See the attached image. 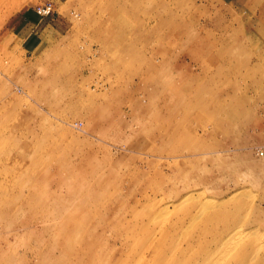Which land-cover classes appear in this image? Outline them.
I'll list each match as a JSON object with an SVG mask.
<instances>
[{"label": "rangeland", "instance_id": "374dc122", "mask_svg": "<svg viewBox=\"0 0 264 264\" xmlns=\"http://www.w3.org/2000/svg\"><path fill=\"white\" fill-rule=\"evenodd\" d=\"M121 1L0 0V210L31 196L38 218L0 226V264H264V0H137L170 19L124 55ZM216 38L217 63L190 56Z\"/></svg>", "mask_w": 264, "mask_h": 264}, {"label": "bare ground", "instance_id": "6f19581e", "mask_svg": "<svg viewBox=\"0 0 264 264\" xmlns=\"http://www.w3.org/2000/svg\"><path fill=\"white\" fill-rule=\"evenodd\" d=\"M130 3H132L131 4L132 6H131V8H128V4H130ZM141 13H142L141 3L137 2V0H122L121 1V7H119L116 10L111 11L112 18H114L115 20L118 21V22H116V29L121 31L120 32V37H121L120 39H118L116 32H114V29H115L114 27L109 28L112 35L110 32L104 33V39L106 40V43L108 42L110 44V49L113 53H117L120 55L121 54L124 55L125 52H127L128 54L130 52L132 53V49H134L136 47L137 37L140 36L139 38H143V33H145L146 30L148 31V30L154 29V31H157V30H155L157 28H166L168 21L170 19L169 16H166L164 13H162L160 11L158 12L157 9L155 10L151 19H150V17H148V20H145V18L141 19ZM122 15H123V18H122V20L119 21V18ZM127 17L129 18L130 23L127 22ZM158 34H160V32ZM170 35H176L178 38H182L183 35H185V33L182 30H178V27H172ZM133 36H137V37H135L136 40H133ZM208 36H210V35L208 34ZM162 38H163L162 35L160 37L158 35V39L162 40ZM193 39L197 41L193 45L197 46L199 43V40L201 39V36L200 35L199 36H197V35L193 36ZM218 41H219V39L217 40V38L213 39V40L205 41L200 47H194V51H192L190 53V56H192V58L199 59L201 56L206 57V55H207L208 56L207 58L209 59L210 57L213 58V55H214V61H216L214 63H217L219 60H221L223 58L222 56H219L218 54L213 53V50L218 47L217 46L219 44ZM117 51H123V53H119ZM222 53H224V52L222 51ZM224 55L226 57L230 56L229 53L228 54L224 53ZM178 57L175 56L173 62L171 60L164 59L163 66H168V64L173 65L177 61ZM181 57H183V56H181ZM128 58H129V56H128ZM150 59L152 60L151 62L156 64V66H157V63H155V61L158 59L155 56V54H152L150 56ZM122 63L124 65H126V64H132L133 62L131 61V59H130V61L126 59V61L123 60ZM178 65H179L178 67H180V68L183 66L181 62H178ZM188 78H189V76L181 77L180 83L184 84ZM165 83H166V87L168 88V85L171 82L167 81ZM162 84H163V86H165L164 82ZM176 88H177V86L175 84V86L172 89H170V92L173 94L175 92ZM161 107H169V105L167 103H164V105H162ZM219 109L225 110L226 112L227 111L229 112L230 105L226 99L219 101ZM246 111H248V109H246ZM213 113H214V111H213ZM4 184H5L4 180L0 178V193L2 192ZM23 191H24V188H23ZM232 197L234 198L235 195ZM24 198H25L23 200L24 205L23 204L18 205L17 200L15 199V195H14V197L10 200V202L7 201V203L5 204V206H7V208H8V211L0 210V226H2L1 230L8 232L7 236H9V235L18 236L20 234L19 230L21 228H22V230H25V233L28 235V237H31V234H37L36 233L37 230L35 232V230L32 229V224H33L32 220L34 218H37V217L33 216L32 214H27V208L30 207V211L29 210L28 211L30 213H34L36 206L32 207V200H31L32 197L31 196L28 198L27 197H24ZM241 203L242 202H238V204H241ZM217 205L218 204L217 203L215 204V201L210 200V201L206 202L205 207L209 210L213 209V211L215 213V214H213V216H214L218 212ZM21 211H24L25 215L22 218V222L20 224H17L16 223L17 218H18L19 213ZM47 217L48 216H45V213H44L43 218H41V221L42 220L45 221L47 219ZM13 218H15L16 221H14ZM4 219L5 220L9 219V221L4 223V221H3ZM69 219H70L69 216L65 217V218L63 216H61L60 220H59L60 221L59 224H61V226H63L64 225L63 222L65 223V221L69 220ZM51 229H52V226H51ZM1 230H0V239H1V237H3L4 239L8 240V237H6L3 232L1 233ZM41 230H50V226H44L43 228H41ZM20 232H22V231H20ZM232 235H234V234H232ZM56 244H57V241L55 240L52 247L49 248L50 252L53 256L56 255V253H55V249L57 248ZM254 246H255L254 244L246 242L243 244L241 250H242L243 254L246 253L248 255V253L250 252V250ZM4 250H5L4 246H2V244H0V262L2 261L1 259L5 260L8 257V256L5 257L6 252ZM159 252L163 253L164 250L161 249V250H159ZM241 255H242V253H241ZM169 260L172 262H168L161 255L157 258H154V259H148L147 258L148 264H178L177 262L181 261V255H176L175 257H173ZM77 261L80 262V256L77 258ZM8 264H13V261H10ZM53 264H60V263L57 262V260H55V262ZM126 264H130V263L126 262ZM184 264H194V263L190 262V263H184ZM209 264H214V263H209Z\"/></svg>", "mask_w": 264, "mask_h": 264}, {"label": "built area", "instance_id": "2783aa9c", "mask_svg": "<svg viewBox=\"0 0 264 264\" xmlns=\"http://www.w3.org/2000/svg\"><path fill=\"white\" fill-rule=\"evenodd\" d=\"M52 7L53 6L50 2H46L42 5H38L36 9L40 15H48L52 12Z\"/></svg>", "mask_w": 264, "mask_h": 264}]
</instances>
